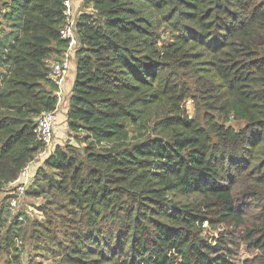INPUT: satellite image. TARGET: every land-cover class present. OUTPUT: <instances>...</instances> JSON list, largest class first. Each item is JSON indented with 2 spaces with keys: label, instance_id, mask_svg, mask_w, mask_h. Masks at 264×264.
Here are the masks:
<instances>
[{
  "label": "trees",
  "instance_id": "16d2710c",
  "mask_svg": "<svg viewBox=\"0 0 264 264\" xmlns=\"http://www.w3.org/2000/svg\"><path fill=\"white\" fill-rule=\"evenodd\" d=\"M64 2L0 0V193L43 148ZM82 8L66 118L82 145L36 169L27 192L46 198V224L0 199V264L22 260L37 226L62 264H264V0ZM243 245L260 253L240 259Z\"/></svg>",
  "mask_w": 264,
  "mask_h": 264
},
{
  "label": "built area",
  "instance_id": "2783aa9c",
  "mask_svg": "<svg viewBox=\"0 0 264 264\" xmlns=\"http://www.w3.org/2000/svg\"><path fill=\"white\" fill-rule=\"evenodd\" d=\"M65 21L60 28L61 36L67 41L61 57L57 60H52L50 77L54 82L56 88L54 95L57 98L56 107L52 110H43L37 118L36 135L39 141L43 143V148L35 154L25 166L21 169L16 179L11 185L6 187L10 195V206L14 208L17 206L19 199L25 195L29 186L35 180V169L40 160L45 159L51 151L50 145L55 136V132L61 123V115L63 107L67 100L66 83L69 72L75 60V54L78 46V37L76 32V22L78 20L73 0H65ZM18 264H37L29 260H21Z\"/></svg>",
  "mask_w": 264,
  "mask_h": 264
},
{
  "label": "rangeland",
  "instance_id": "374dc122",
  "mask_svg": "<svg viewBox=\"0 0 264 264\" xmlns=\"http://www.w3.org/2000/svg\"><path fill=\"white\" fill-rule=\"evenodd\" d=\"M0 10H2L1 3H0ZM0 20L3 21L2 14H0ZM164 37L165 39H168L166 36ZM185 106L187 107L190 116L194 117L196 115L195 101L193 99H187L185 101ZM66 143H75L76 145H82L73 137V134L69 130L67 120H64V118L62 119L61 117V123L55 132V136L52 140V145H50L51 150H53L57 145L64 146ZM43 163L44 161L40 160L36 168L39 167L40 165H43ZM30 187L31 185L29 186V188ZM6 195L9 194L7 189L5 188V190H3V192L0 193V199H2ZM59 200L61 201L59 203L61 204L65 203L63 199L59 198ZM46 201L47 200L44 196H34L28 194L27 192L19 199L17 206L14 208H11L10 200H8V205H9L8 207L11 209L12 219L18 217V214L20 212H25L29 216L30 221H33L34 223L46 224L47 214L46 212H44L45 208H43L46 205ZM53 207L56 206L53 205ZM207 225L208 224L206 223L205 226ZM37 227H38V233L35 234L34 237L26 236V239H24L23 243L22 241L19 243L22 249V260H29L37 264H62L60 260L61 254L58 251V247L54 246L51 239L45 237L47 234L45 233L43 227L41 226H37ZM34 229L35 228L31 229V232ZM39 232L43 233L44 236H38L40 235ZM58 237L59 239H64L61 232ZM37 243H41V244L37 245ZM42 245H45V247L47 248L43 249L41 247ZM51 247H53L52 250H50ZM259 253H260L259 250L254 248L247 249L245 245H243L239 252L238 257L240 259L252 258L255 255H258Z\"/></svg>",
  "mask_w": 264,
  "mask_h": 264
},
{
  "label": "crops",
  "instance_id": "0c3cea01",
  "mask_svg": "<svg viewBox=\"0 0 264 264\" xmlns=\"http://www.w3.org/2000/svg\"><path fill=\"white\" fill-rule=\"evenodd\" d=\"M84 0H73L74 2V7L76 10V14H77V18H79V15L81 14L82 11V4H83ZM75 77H76V64H75V60L73 62V65L71 67V70L69 72L68 78H67V83H66V91H67V100L65 103V106L63 107V112H62V119L64 118V120H66L67 118V109H68V105H69V100H70V96L72 93V88L74 85V81H75Z\"/></svg>",
  "mask_w": 264,
  "mask_h": 264
}]
</instances>
